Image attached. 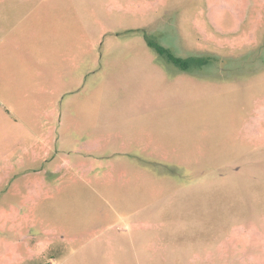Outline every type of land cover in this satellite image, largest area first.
Instances as JSON below:
<instances>
[{
    "label": "rangeland",
    "instance_id": "1",
    "mask_svg": "<svg viewBox=\"0 0 264 264\" xmlns=\"http://www.w3.org/2000/svg\"><path fill=\"white\" fill-rule=\"evenodd\" d=\"M0 264H264V0H0Z\"/></svg>",
    "mask_w": 264,
    "mask_h": 264
},
{
    "label": "trees",
    "instance_id": "2",
    "mask_svg": "<svg viewBox=\"0 0 264 264\" xmlns=\"http://www.w3.org/2000/svg\"><path fill=\"white\" fill-rule=\"evenodd\" d=\"M153 47L156 49V51H157L160 55H167V57H168L170 60H172V61L175 62V63H179V60H178V59H175V58H173L172 56H170V55L168 54V52H167L166 50H164L163 48L158 47V46H153Z\"/></svg>",
    "mask_w": 264,
    "mask_h": 264
}]
</instances>
